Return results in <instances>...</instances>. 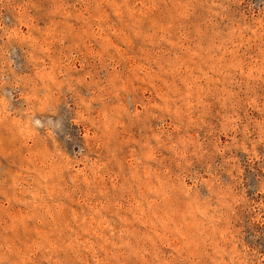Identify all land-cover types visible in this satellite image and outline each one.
I'll list each match as a JSON object with an SVG mask.
<instances>
[{
	"label": "rangeland",
	"instance_id": "obj_1",
	"mask_svg": "<svg viewBox=\"0 0 264 264\" xmlns=\"http://www.w3.org/2000/svg\"><path fill=\"white\" fill-rule=\"evenodd\" d=\"M0 264H264V0H0Z\"/></svg>",
	"mask_w": 264,
	"mask_h": 264
}]
</instances>
